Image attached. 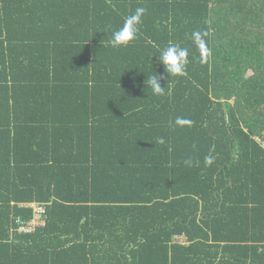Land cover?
<instances>
[{
  "label": "trees",
  "instance_id": "trees-1",
  "mask_svg": "<svg viewBox=\"0 0 264 264\" xmlns=\"http://www.w3.org/2000/svg\"><path fill=\"white\" fill-rule=\"evenodd\" d=\"M0 264H264V0H0Z\"/></svg>",
  "mask_w": 264,
  "mask_h": 264
},
{
  "label": "clouds",
  "instance_id": "clouds-1",
  "mask_svg": "<svg viewBox=\"0 0 264 264\" xmlns=\"http://www.w3.org/2000/svg\"><path fill=\"white\" fill-rule=\"evenodd\" d=\"M146 13L147 9L145 7L136 8L132 14L127 15L124 18L121 27H118L111 32L107 43L114 49L133 46L140 34L143 17ZM208 35L207 31L202 30H194L191 33V39L199 51V59L201 63L206 62L207 58L211 55V49L208 47ZM189 55V48L183 46L179 42L168 41L166 45L157 48L156 53L152 56V59L153 57L156 58L157 62L163 67L164 74H158L154 71V74L146 75L147 78L144 81L145 88H150L152 94L155 96H163L167 86H161L162 80H165L167 84L169 78H183L188 75L187 69L190 63ZM192 123L193 121L190 119L181 116H177L175 119V124L179 127L191 126ZM157 143L163 144L164 139L158 138ZM185 163H190V161H185ZM204 163L206 166H211L213 163V157L211 155L205 156ZM46 217L43 226L46 224Z\"/></svg>",
  "mask_w": 264,
  "mask_h": 264
},
{
  "label": "built area",
  "instance_id": "built-area-1",
  "mask_svg": "<svg viewBox=\"0 0 264 264\" xmlns=\"http://www.w3.org/2000/svg\"><path fill=\"white\" fill-rule=\"evenodd\" d=\"M46 217V208L44 205H34V217L31 221L25 223L18 221V230L23 233H33L36 228L43 226Z\"/></svg>",
  "mask_w": 264,
  "mask_h": 264
}]
</instances>
